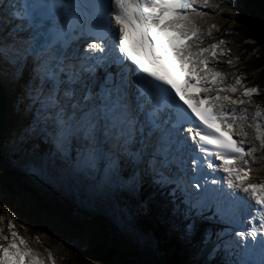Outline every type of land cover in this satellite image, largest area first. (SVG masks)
<instances>
[{"label": "snow or ice", "instance_id": "snow-or-ice-1", "mask_svg": "<svg viewBox=\"0 0 264 264\" xmlns=\"http://www.w3.org/2000/svg\"><path fill=\"white\" fill-rule=\"evenodd\" d=\"M208 4L0 0V103L16 117L0 122V158L109 219L132 264H264V182H249L254 149L234 139L249 116L225 107L259 90L209 66L232 65L225 40L192 48L211 32L189 13ZM238 91L247 100L222 94ZM251 120L264 148L258 105ZM3 221L0 264H43ZM177 247L181 261L162 259Z\"/></svg>", "mask_w": 264, "mask_h": 264}, {"label": "rangeland", "instance_id": "rangeland-1", "mask_svg": "<svg viewBox=\"0 0 264 264\" xmlns=\"http://www.w3.org/2000/svg\"><path fill=\"white\" fill-rule=\"evenodd\" d=\"M234 2L235 8L231 7L232 0H223V2L209 0L207 9H201L208 14L205 16L194 15L201 32L206 29L208 32H212L211 35L201 38L203 42L199 44L200 46L210 45L221 39L226 41L223 48L229 53V56L219 59L224 61L232 58V65L215 61L213 64L224 72L226 81L233 83H235V76L241 75L240 71L236 70V66L242 61V56L235 51L236 44L227 39L226 31L235 25H257L264 31V2L262 0H234ZM237 10L238 15L234 16ZM256 73L257 70L251 72V75L254 76ZM240 77L245 87H253L251 83L244 80L242 75ZM237 87L240 86L237 85ZM241 91L231 97L247 100L246 97L241 96ZM257 105L262 111L264 108L263 90H259L258 94H253L247 103L238 106L251 108L255 112ZM10 114H12L11 108ZM13 122H7L6 131L13 126ZM255 135L253 128V137ZM257 145L260 148L258 157L264 159V148H262L261 142L258 141ZM0 159L8 167L14 169V174H10L11 180L6 184V192L0 191V216L4 217L3 230L5 233L9 231L7 220L13 219L15 230L26 241L27 246L32 249L37 258L48 262V253H51L55 264H72L71 255L75 251L85 246L97 245L105 250L116 247L119 252L117 258L120 259L131 248L109 219L99 214H86L77 206L71 196L26 175L16 167L13 160ZM260 167H257L254 174L253 182L255 183L264 182V160ZM259 180L261 181L259 182ZM0 243H5V241H0Z\"/></svg>", "mask_w": 264, "mask_h": 264}, {"label": "trees", "instance_id": "trees-1", "mask_svg": "<svg viewBox=\"0 0 264 264\" xmlns=\"http://www.w3.org/2000/svg\"><path fill=\"white\" fill-rule=\"evenodd\" d=\"M227 38L236 44L235 51L240 53L242 61L236 66L244 80L251 83L259 90L264 91V31L257 25L231 26L226 32ZM258 47L254 54L247 55L251 47ZM257 73L253 76L251 72ZM119 252L116 247L105 250L101 246H85L79 248L71 255L72 264H132L139 259L132 248H129L123 256L118 259ZM183 255L178 247L167 252L162 259L169 261H181Z\"/></svg>", "mask_w": 264, "mask_h": 264}, {"label": "bare ground", "instance_id": "bare-ground-1", "mask_svg": "<svg viewBox=\"0 0 264 264\" xmlns=\"http://www.w3.org/2000/svg\"><path fill=\"white\" fill-rule=\"evenodd\" d=\"M207 7L208 6H201V8H203V9H207ZM212 8V7H211ZM228 12V11H227ZM195 15V14H194ZM198 25V24H197ZM200 28V27H199ZM208 31H203V32H201L200 31V33H207ZM204 36H206V35H202L201 36V38H204ZM213 62V61H212ZM9 103L7 102V106L9 107ZM262 112L264 113V108L262 109ZM11 115H13V114H10V108H7L6 109V111H5V120H4V122H5V127L3 128L4 129V131H6V124H7V122L9 121V117L11 116ZM14 116V115H13ZM13 121L15 122V120H16V117L14 116L13 117ZM14 122H13V124H14ZM255 173V172H254ZM12 174H14V169L13 168H11V167H8L6 164H4L3 162H2V160L0 159V191H5L6 192V190H5V188H6V184H8V181H10L11 180V175Z\"/></svg>", "mask_w": 264, "mask_h": 264}, {"label": "water", "instance_id": "water-1", "mask_svg": "<svg viewBox=\"0 0 264 264\" xmlns=\"http://www.w3.org/2000/svg\"><path fill=\"white\" fill-rule=\"evenodd\" d=\"M264 2V0H262ZM8 108L7 101L0 103V122L4 126L5 111Z\"/></svg>", "mask_w": 264, "mask_h": 264}]
</instances>
